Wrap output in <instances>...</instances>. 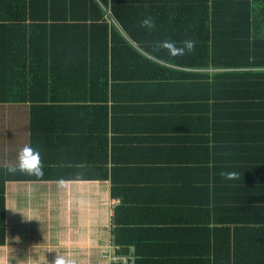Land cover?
Returning <instances> with one entry per match:
<instances>
[{
  "label": "crops",
  "instance_id": "0c3cea01",
  "mask_svg": "<svg viewBox=\"0 0 264 264\" xmlns=\"http://www.w3.org/2000/svg\"><path fill=\"white\" fill-rule=\"evenodd\" d=\"M120 5L131 6L126 24L140 41L114 24L157 64L132 59L121 64L129 77L119 81L114 98L109 96L106 118H95L99 103L64 99L62 94L34 103L16 91V101H0V166H16L20 149L27 145L39 168L53 176L5 183L0 264H52L56 256L76 264H115L104 252L126 251L128 256L130 248L135 250L133 264H213V231L223 217L215 215L214 196L219 201L264 198V191L256 192L264 184V105L248 107L239 112L246 117L234 121L219 110L209 112L202 80L178 72L216 69L177 65L153 55L174 44L161 23L164 16L173 21L170 15L141 10L158 6L157 1L122 0ZM198 34L205 37L201 26ZM24 35L31 42L32 31L24 29ZM139 42L153 46V52ZM30 79L21 76L18 81L27 86ZM238 142L248 147H235ZM240 149L247 156L252 153L245 160L243 189L225 196V164ZM25 160L30 163L31 155ZM105 168L106 177H89L105 173ZM213 187L222 189L214 195Z\"/></svg>",
  "mask_w": 264,
  "mask_h": 264
},
{
  "label": "trees",
  "instance_id": "16d2710c",
  "mask_svg": "<svg viewBox=\"0 0 264 264\" xmlns=\"http://www.w3.org/2000/svg\"><path fill=\"white\" fill-rule=\"evenodd\" d=\"M50 1L51 6L46 0H0V101H16L14 99L20 98L18 92L21 98H31L34 103L54 95H63L64 99L86 98L99 103L94 106L95 118H106L109 96L114 98L119 81L129 77V70H120L121 64H128L130 59L157 64L141 54L114 24L116 21L131 38L140 41L126 24L131 6L120 5L122 0ZM155 1L158 6H145L141 10L154 8V15L157 12L170 15L173 21L164 16L161 23L168 29L174 44L159 49L163 50L161 53L153 52V46L139 43L166 62L215 68L206 73L178 72L183 78L202 80L208 91L209 112L219 110L220 114L225 113L226 119L234 121L246 117L239 112L248 107L264 105V0ZM39 3L42 4L39 6ZM49 17L59 21L48 22ZM193 17L198 20L186 22ZM200 26L205 30V37L198 34ZM24 29L32 31L31 42L25 37ZM70 51L73 53H68ZM21 76L31 77L26 81L27 86L18 81ZM238 143L235 147H248ZM240 150L236 159L227 160L225 164L226 178L222 180L225 196L241 193L243 189L245 160L252 157V153L247 156L245 149ZM42 169L33 174L15 166H0V244L5 242L6 235L5 183L53 177ZM107 175L105 168V173L89 177ZM213 189L215 195L222 188ZM263 191L264 184L256 188L258 194ZM213 201L218 202L213 208L215 215L223 214L213 231V264H264V198L219 201L214 196ZM240 209V218H237L235 212ZM129 250L127 253L132 260L135 250Z\"/></svg>",
  "mask_w": 264,
  "mask_h": 264
},
{
  "label": "clouds",
  "instance_id": "9594fccd",
  "mask_svg": "<svg viewBox=\"0 0 264 264\" xmlns=\"http://www.w3.org/2000/svg\"><path fill=\"white\" fill-rule=\"evenodd\" d=\"M189 48L192 46L189 43ZM26 154L31 155V162H27L25 160ZM15 167H19L21 170L28 171L30 173L36 174L39 170V162L37 156L34 154V150L30 148V146H25L24 148L20 149L18 153V164ZM52 264H76V261L73 259H66L62 256H56L55 259L52 261Z\"/></svg>",
  "mask_w": 264,
  "mask_h": 264
},
{
  "label": "built area",
  "instance_id": "2783aa9c",
  "mask_svg": "<svg viewBox=\"0 0 264 264\" xmlns=\"http://www.w3.org/2000/svg\"><path fill=\"white\" fill-rule=\"evenodd\" d=\"M104 257H106L109 261L118 264L120 260H122L124 263H134L133 259L131 260L129 256L124 255V254H112L111 252H106L104 254ZM122 263V264H124Z\"/></svg>",
  "mask_w": 264,
  "mask_h": 264
},
{
  "label": "rangeland",
  "instance_id": "374dc122",
  "mask_svg": "<svg viewBox=\"0 0 264 264\" xmlns=\"http://www.w3.org/2000/svg\"><path fill=\"white\" fill-rule=\"evenodd\" d=\"M126 262H127V261H126ZM126 262L124 263L122 260H120L118 264H122V263H124V264H128V263H126ZM132 264H133V263H132Z\"/></svg>",
  "mask_w": 264,
  "mask_h": 264
}]
</instances>
